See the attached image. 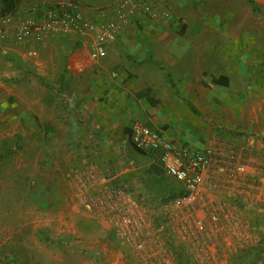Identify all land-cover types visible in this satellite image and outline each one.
Returning a JSON list of instances; mask_svg holds the SVG:
<instances>
[{
  "label": "crops",
  "instance_id": "crops-1",
  "mask_svg": "<svg viewBox=\"0 0 264 264\" xmlns=\"http://www.w3.org/2000/svg\"><path fill=\"white\" fill-rule=\"evenodd\" d=\"M77 1L96 19L94 11L102 8L114 19L113 6L120 3ZM174 1L160 0L149 19L140 16L133 23L129 18L116 19L104 55L95 60L90 58L91 31L11 49L41 80L67 81V92L61 94L27 81L9 87L0 83V149L7 144L14 150L5 158L9 169L0 173L3 186L11 191L14 243L20 252L28 249L29 225L37 234L49 230L47 225H57L46 234L56 239L70 235L59 230L62 225L73 224L84 231L87 225L106 223L104 193L118 199L116 205L123 200V180L138 174L141 160L159 168L150 153L132 155L121 147L124 141H118L122 137L118 134L131 122H143L173 144L189 147L205 142L209 134L264 137V99L252 101L243 89L231 88L233 71L229 72L226 60L212 57L204 38L196 35L204 32L203 26L194 32L171 16ZM47 50H53L50 58ZM71 96L77 102L74 108L67 105ZM184 130H192L196 138L187 141ZM122 150L132 161L117 169L123 162ZM29 188L36 200L34 220L28 214ZM18 193L23 196L13 202ZM45 199L52 200L50 208ZM85 203L91 205L90 212ZM45 209L53 211L51 219L44 218Z\"/></svg>",
  "mask_w": 264,
  "mask_h": 264
},
{
  "label": "rangeland",
  "instance_id": "rangeland-1",
  "mask_svg": "<svg viewBox=\"0 0 264 264\" xmlns=\"http://www.w3.org/2000/svg\"><path fill=\"white\" fill-rule=\"evenodd\" d=\"M31 1L15 0L9 10L10 5L0 0V31L12 28L22 15L23 6ZM159 4L160 0H148L149 13H144L145 10L138 6L130 15V22L140 16L149 19ZM119 6L120 3L113 6L114 10ZM105 10L94 11L97 19L90 15V20L108 22L112 16L108 17ZM171 16L194 32L203 26L204 32L196 35L204 38V45L212 57L226 60L229 72L233 71L231 88L243 89L252 96V101L264 99V0H175ZM8 17L11 24L6 26L4 21ZM24 46L12 37L1 39L0 83L9 87L27 81L34 84L33 87L37 84L56 93L60 91L59 94L66 93L67 81L41 80L34 69L21 63L10 52ZM52 52L47 50L45 55L50 58ZM13 72L19 73L11 76ZM70 99L72 101L67 105L74 108L77 102L72 96ZM136 123L143 122H131L118 134L122 135L118 141L121 138L124 141L121 147L128 148L132 155L137 153L131 147L129 135L130 128ZM185 131L182 136L187 141L196 138L192 130ZM207 138L205 142L190 144L191 148H218L222 163L219 171L213 168L208 174L206 186L209 188L203 189L196 202L201 210L193 215L189 213L190 217L183 216L185 210L181 212L172 206V200L182 193V184L160 168L153 174L151 165L142 163L143 160L139 164L134 161L139 167L138 174L133 172L123 180L124 196L117 204L122 214L132 217L134 225L119 227L108 220L102 225H87L84 231L73 224L62 225L59 230L69 231L70 235L56 239H49L46 234L47 231L52 234V227L58 228L57 225L45 226L49 230L43 229L41 234L33 232L35 229L29 225L28 249L21 252L14 243L16 236L12 221L15 210L10 199L11 191L3 186L4 177L1 175L9 169L5 158L14 150L3 144L0 149V264H264V137L209 134ZM18 147L16 144L15 149ZM123 152V162L117 169L129 166L132 161L130 154ZM150 155L155 162L154 156ZM237 166L243 167V172L236 171ZM30 189L27 194L28 214L29 219L34 220L36 200ZM21 196L23 193L16 194L17 201L13 202L18 203ZM114 199V202L118 200ZM45 205L50 208L52 200L45 199ZM44 214L45 219H51L53 211L45 209ZM195 214L203 220L214 214L217 220L207 221L204 230L199 232L194 224ZM34 233L37 244L33 241ZM137 243L142 244L141 249H137Z\"/></svg>",
  "mask_w": 264,
  "mask_h": 264
},
{
  "label": "built area",
  "instance_id": "built-area-1",
  "mask_svg": "<svg viewBox=\"0 0 264 264\" xmlns=\"http://www.w3.org/2000/svg\"><path fill=\"white\" fill-rule=\"evenodd\" d=\"M147 3L148 0H120L114 19L112 17L108 22L94 23L73 0H33L23 6L22 15L16 23H13L12 28L0 31V41L12 37L13 40L21 41L24 45H37L50 37H81L91 31L94 33V39L90 58L95 60L104 55L105 43L112 37L116 26L115 20L126 21L138 6L145 10L144 13H149L150 7ZM125 15L127 17L124 18ZM102 16L105 17V14ZM4 23L6 26L11 24V18L8 17ZM129 139L137 151L152 154L164 174L182 184V193L172 200V206L181 212L185 210L183 216L186 218L201 210L199 203L196 202L201 197L203 189L209 188L206 186L208 174L213 168L219 171V165L222 163L221 151L218 148L197 150L189 146L175 145L160 131L141 123H136L130 128ZM235 170L243 172L244 168L237 166ZM108 193L105 192L102 199V205L107 210V212L105 210L107 221L125 228L134 225L129 214H122L121 210L117 209L118 205L114 206L115 202ZM83 207L87 212L91 211L89 203H85ZM216 220L217 216L214 214H210L206 220L196 215L194 224L201 232L207 221ZM136 247L141 249L142 244L137 243Z\"/></svg>",
  "mask_w": 264,
  "mask_h": 264
},
{
  "label": "trees",
  "instance_id": "trees-1",
  "mask_svg": "<svg viewBox=\"0 0 264 264\" xmlns=\"http://www.w3.org/2000/svg\"><path fill=\"white\" fill-rule=\"evenodd\" d=\"M3 1H6L9 5H10V7H9V10L11 9V8H13V4H15V0H3ZM167 80H168V82L171 84V85H173V83L171 82V80H170V78L167 76ZM132 147V149L135 151V152H139V151H137L133 146H131ZM156 166H153V167H151V171L152 172H155V171H157V169L155 168ZM158 173V172H157Z\"/></svg>",
  "mask_w": 264,
  "mask_h": 264
}]
</instances>
